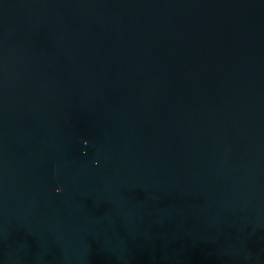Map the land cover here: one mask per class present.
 <instances>
[{"label": "water", "instance_id": "obj_1", "mask_svg": "<svg viewBox=\"0 0 264 264\" xmlns=\"http://www.w3.org/2000/svg\"><path fill=\"white\" fill-rule=\"evenodd\" d=\"M0 264H264V0H0Z\"/></svg>", "mask_w": 264, "mask_h": 264}, {"label": "clouds", "instance_id": "obj_2", "mask_svg": "<svg viewBox=\"0 0 264 264\" xmlns=\"http://www.w3.org/2000/svg\"><path fill=\"white\" fill-rule=\"evenodd\" d=\"M57 191H59V189H57Z\"/></svg>", "mask_w": 264, "mask_h": 264}]
</instances>
